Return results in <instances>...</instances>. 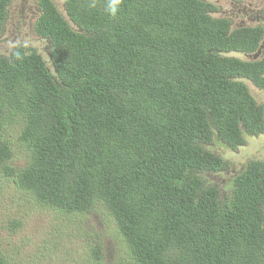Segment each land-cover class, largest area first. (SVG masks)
Listing matches in <instances>:
<instances>
[{
  "label": "trees",
  "instance_id": "1",
  "mask_svg": "<svg viewBox=\"0 0 264 264\" xmlns=\"http://www.w3.org/2000/svg\"><path fill=\"white\" fill-rule=\"evenodd\" d=\"M10 2L0 0V31ZM63 5L41 1L50 63L36 47L0 55L6 180L43 211L103 208L130 264H264V159L227 191L208 177L230 164L215 138L237 149L264 133V107L244 82L263 86L264 63L221 53L255 42L227 34L202 0ZM16 121L21 167L6 133ZM90 249L102 264L101 246Z\"/></svg>",
  "mask_w": 264,
  "mask_h": 264
},
{
  "label": "rangeland",
  "instance_id": "2",
  "mask_svg": "<svg viewBox=\"0 0 264 264\" xmlns=\"http://www.w3.org/2000/svg\"><path fill=\"white\" fill-rule=\"evenodd\" d=\"M54 1L65 13L63 0ZM36 10V0L12 1L3 28L7 40L0 38V54H8L17 44L29 43L50 63L47 40L31 37ZM244 81L256 100L264 105V89L256 88L249 79ZM7 128L14 153L10 163L21 167L27 152L18 141L21 124L16 121ZM219 151L230 164L226 170L208 177L221 190L227 191L233 184L232 178L249 160L264 159V135L249 137L237 150L221 144ZM115 227L103 208L86 215L60 214L52 209L43 211L0 172V252L9 264H90L95 259L90 249L93 245L101 246L102 264H130L127 246L118 237Z\"/></svg>",
  "mask_w": 264,
  "mask_h": 264
},
{
  "label": "flooded vegetation",
  "instance_id": "3",
  "mask_svg": "<svg viewBox=\"0 0 264 264\" xmlns=\"http://www.w3.org/2000/svg\"><path fill=\"white\" fill-rule=\"evenodd\" d=\"M12 1L13 0H11L9 7H8L7 20L9 17V8H10ZM41 1L42 0H36L37 10L35 11L33 20H32L31 32L33 33V35L31 37H33L36 40L46 39L47 45H48V39L44 37L42 34L38 33L36 29V24L43 13L42 8H41ZM51 1L57 5V3L54 0H51ZM202 1L206 3V6H207L206 8H209L207 12L211 16H213L214 18L225 20L224 22L226 24L225 29L227 30V34H232L234 32H241L242 30H245L246 33H245L244 39L246 41L255 42L253 47L248 48V49L247 48H233V49H230L229 51H224L221 53L228 57L238 58L242 61H247V62L262 61V63H264V0H202ZM57 7L59 8L58 5ZM5 34H6L5 29H2L0 31V38L2 39V41H5V38L7 40V37H5ZM18 47H32V46L29 43L17 44L14 46L12 50H10L8 54L11 55L14 49ZM0 55H6V54H0ZM262 75L264 76V72L262 73ZM253 84L258 89H264V85L260 86V85H257L255 82H253ZM257 103L259 105L261 104L258 101ZM263 135L264 133H261L259 135L249 134L246 136V138L249 140V137H260ZM221 144L230 148L225 142H221L220 140L218 144H214L210 148L214 152H217L218 154L222 155V152L219 151V147ZM237 149H231V150H237Z\"/></svg>",
  "mask_w": 264,
  "mask_h": 264
},
{
  "label": "water",
  "instance_id": "4",
  "mask_svg": "<svg viewBox=\"0 0 264 264\" xmlns=\"http://www.w3.org/2000/svg\"><path fill=\"white\" fill-rule=\"evenodd\" d=\"M215 140H216L217 142H219V139H218V138H215Z\"/></svg>",
  "mask_w": 264,
  "mask_h": 264
},
{
  "label": "clouds",
  "instance_id": "5",
  "mask_svg": "<svg viewBox=\"0 0 264 264\" xmlns=\"http://www.w3.org/2000/svg\"><path fill=\"white\" fill-rule=\"evenodd\" d=\"M113 11H114V9H113Z\"/></svg>",
  "mask_w": 264,
  "mask_h": 264
}]
</instances>
